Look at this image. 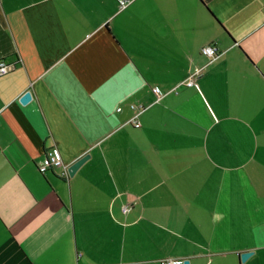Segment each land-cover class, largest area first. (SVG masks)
Listing matches in <instances>:
<instances>
[{"label":"crops","instance_id":"1","mask_svg":"<svg viewBox=\"0 0 264 264\" xmlns=\"http://www.w3.org/2000/svg\"><path fill=\"white\" fill-rule=\"evenodd\" d=\"M0 60V264H264V0H0Z\"/></svg>","mask_w":264,"mask_h":264},{"label":"built area","instance_id":"2","mask_svg":"<svg viewBox=\"0 0 264 264\" xmlns=\"http://www.w3.org/2000/svg\"><path fill=\"white\" fill-rule=\"evenodd\" d=\"M121 7L124 6V3L121 2ZM201 54L206 56L207 58H209L210 60H214L217 57V51L214 47L211 46H205L201 49ZM10 69L9 66L7 64H5L4 61L0 60V77L5 76L9 73ZM187 86H191L193 85L192 80H187L186 82ZM130 108L136 112V114L134 115V117L131 120V123L133 124V126L135 128H138L140 125L137 122L136 118L137 116L140 114V112L142 111V109L137 108L136 106L132 105L130 106ZM117 112H120L121 109L118 108L116 110ZM70 165L68 164H64L59 151L56 148H52L48 151L45 152L44 154V161L43 163L38 167V172L40 174H44L46 173L48 170H51L53 168H57L61 170V176L64 178H69L68 177V172L67 169ZM128 211V208L125 207L123 208V212L126 213ZM162 264H183V261L181 260H165L162 262Z\"/></svg>","mask_w":264,"mask_h":264},{"label":"water","instance_id":"3","mask_svg":"<svg viewBox=\"0 0 264 264\" xmlns=\"http://www.w3.org/2000/svg\"><path fill=\"white\" fill-rule=\"evenodd\" d=\"M31 93L25 92L19 99V102L22 105H26L27 103H29L31 101ZM89 158V155H85L81 158H79L78 160H76L75 162H73L67 169L68 172V177L72 178L75 173L77 172V170L83 165V163ZM252 255L251 252H244L240 254V261L241 263H244L250 256ZM183 264H189V261L185 260L183 261Z\"/></svg>","mask_w":264,"mask_h":264}]
</instances>
